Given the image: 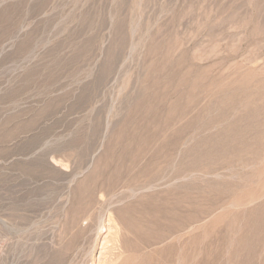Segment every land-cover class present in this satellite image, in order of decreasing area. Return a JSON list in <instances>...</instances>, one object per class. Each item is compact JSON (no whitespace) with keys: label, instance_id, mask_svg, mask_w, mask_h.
I'll list each match as a JSON object with an SVG mask.
<instances>
[{"label":"rangeland","instance_id":"1","mask_svg":"<svg viewBox=\"0 0 264 264\" xmlns=\"http://www.w3.org/2000/svg\"><path fill=\"white\" fill-rule=\"evenodd\" d=\"M0 264H264V0H0Z\"/></svg>","mask_w":264,"mask_h":264}]
</instances>
